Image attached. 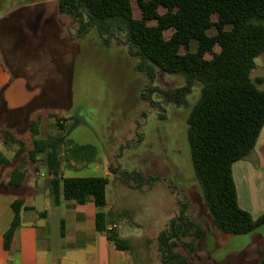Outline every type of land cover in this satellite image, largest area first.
I'll list each match as a JSON object with an SVG mask.
<instances>
[{
    "label": "rangeland",
    "instance_id": "obj_1",
    "mask_svg": "<svg viewBox=\"0 0 264 264\" xmlns=\"http://www.w3.org/2000/svg\"><path fill=\"white\" fill-rule=\"evenodd\" d=\"M29 1L34 0H0V62L9 78L0 92V152L7 159L0 164V181L14 168L26 172L28 183L50 180L42 159H28L34 142L30 123L39 119V138H48L65 134L77 121L69 138L94 146L95 158L91 163L64 161L63 174L108 178L106 197L114 215L110 226L135 246L140 262L132 258L135 264H163L158 237L181 216L183 205L207 235L204 240L191 235L176 242L175 252L188 264H259L264 226L246 235L219 231L193 171L187 119L201 86H194L186 105L170 102L164 92L184 86L183 76L156 69L150 80L137 71L138 60L125 45L115 39L106 44L94 30L78 37V24L70 16L58 11L60 18L41 25L38 11L17 13L18 6ZM131 4L135 18H140L137 0ZM208 34L214 36L216 30ZM171 35L167 31L165 38ZM197 47L193 41L190 51ZM251 77L255 82L263 79L258 86L264 90V54L256 59ZM59 125L65 129L60 131ZM21 148L25 151L17 157ZM134 171L158 179L138 190L122 176ZM257 187L239 189L240 206L254 218L264 214V180ZM188 244L194 246L191 253Z\"/></svg>",
    "mask_w": 264,
    "mask_h": 264
},
{
    "label": "trees",
    "instance_id": "obj_2",
    "mask_svg": "<svg viewBox=\"0 0 264 264\" xmlns=\"http://www.w3.org/2000/svg\"><path fill=\"white\" fill-rule=\"evenodd\" d=\"M141 17L135 18L131 0H59L58 11L78 24V37L95 31L108 44L110 39L127 47L128 54L138 60L136 69L153 80L156 69L169 75H181L185 85L164 92L165 98L179 106L196 84L201 86L200 97L193 105L188 119V142L191 161L205 205L213 224L226 234L246 235L264 226V214L254 218L243 209L233 176L235 163L247 159L255 150L264 129V90L251 75L256 59L264 54V0H137ZM163 8L165 12L160 13ZM154 22L155 25L149 23ZM216 30V35L208 32ZM172 31L170 38L165 33ZM198 42L195 52L191 43ZM220 48L218 53L216 47ZM182 49L186 52L182 53ZM211 55V58H207ZM39 120V119H38ZM30 123L34 138L28 159L43 160L50 175L51 195L59 203L63 196L84 203L93 198L98 213V229L116 249L128 252L138 263V252L128 238L113 228L112 212L104 213L108 178L63 177L64 161L91 163L96 148L78 145L69 138L73 126L58 136L39 138L37 121ZM60 131L65 128L59 125ZM4 132L3 135H8ZM23 147V146H22ZM25 150L21 148L17 157ZM7 159L0 152V164ZM135 189L151 185L158 178L143 176L139 171L123 172ZM10 185L20 187L26 172L14 168L8 176ZM23 200L13 204L15 217L6 237L19 227V212ZM193 235L206 238L200 224L187 216V208L169 228L158 237L163 264H188L189 260L175 252L177 241ZM193 252V244H188ZM259 264H264V257Z\"/></svg>",
    "mask_w": 264,
    "mask_h": 264
},
{
    "label": "crops",
    "instance_id": "obj_3",
    "mask_svg": "<svg viewBox=\"0 0 264 264\" xmlns=\"http://www.w3.org/2000/svg\"><path fill=\"white\" fill-rule=\"evenodd\" d=\"M18 7L17 13L27 8L38 11L36 17L41 25L60 18L55 0H34ZM8 84V75L0 62V92ZM233 176L241 205V188H258V182L264 180V129L254 152L234 164ZM18 198L24 202L19 212L20 225L7 238L15 217L13 204ZM99 211L93 198L80 203L65 198L62 188L59 203L55 204L50 180L25 181L20 187L10 185L8 178L1 180L0 264H135L128 252L116 249L106 233L98 229ZM102 211L109 212L108 199Z\"/></svg>",
    "mask_w": 264,
    "mask_h": 264
},
{
    "label": "built area",
    "instance_id": "obj_4",
    "mask_svg": "<svg viewBox=\"0 0 264 264\" xmlns=\"http://www.w3.org/2000/svg\"><path fill=\"white\" fill-rule=\"evenodd\" d=\"M109 229H113V227L110 226Z\"/></svg>",
    "mask_w": 264,
    "mask_h": 264
}]
</instances>
